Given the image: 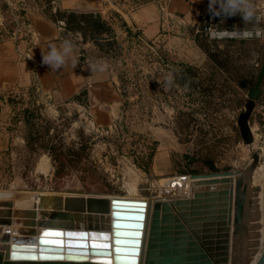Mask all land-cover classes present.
Returning <instances> with one entry per match:
<instances>
[{
  "label": "rangeland",
  "instance_id": "rangeland-1",
  "mask_svg": "<svg viewBox=\"0 0 264 264\" xmlns=\"http://www.w3.org/2000/svg\"><path fill=\"white\" fill-rule=\"evenodd\" d=\"M58 3L0 0V39L14 34L30 8H39L63 22L57 15L64 11ZM256 3L264 10V0ZM139 4L133 0L130 7L135 9ZM202 13L199 22L179 33L146 40L132 33L114 14H100L112 26V32L104 35L113 40L111 46L93 42L82 33L63 30L76 45L86 46L90 60L107 61L120 89L119 119L112 128L98 130L89 126L87 113L53 105L35 91L0 97V201L9 197L14 201V194L29 191L46 195L77 191L106 197H164L192 174L246 169L256 153L260 160L249 182L247 234L235 247L244 264H252V252L259 256L262 249L258 245V206L264 78L260 97L248 119L251 145L244 143L237 126L247 100V89L238 83L257 77L264 60V38L217 35V30H244L246 25L240 15L217 17L208 8ZM195 36L210 45L218 66L200 49ZM169 72L174 74L175 84L166 88L163 78ZM159 125L172 130L179 146L177 151H167L170 169L162 177L152 169L159 141L150 129ZM81 145L84 150L80 160L67 156L68 149L77 152ZM27 222L18 217L23 229L29 228L24 224ZM5 227L0 226V233L7 230ZM12 229L13 226L9 231Z\"/></svg>",
  "mask_w": 264,
  "mask_h": 264
},
{
  "label": "water",
  "instance_id": "water-1",
  "mask_svg": "<svg viewBox=\"0 0 264 264\" xmlns=\"http://www.w3.org/2000/svg\"><path fill=\"white\" fill-rule=\"evenodd\" d=\"M263 78L264 60L254 85L247 92L244 110L237 118L240 136L247 145L253 142L248 119L260 97ZM259 160V155L253 153L252 162L246 169L190 175L191 180L212 179L206 184L223 186L196 191L184 198L155 197L147 201L118 196L107 198L77 191H68L64 197H38L17 192L14 201L11 197L0 201V226H18L12 233H0V264H97L104 258L118 261L122 257L116 255V249L120 247L117 241L135 244V264H244L243 258L236 255L235 247L247 234L245 214L249 180ZM262 162L263 240L261 252L252 264H264V142ZM21 209L28 210L30 229L25 236L16 237L22 233L17 225ZM118 215L122 218L118 219ZM117 224L130 227L117 228ZM45 231L89 237L108 235L113 238L109 243L113 244L114 250L95 252L90 248L30 247L38 243ZM63 239L68 242L69 238L66 235ZM14 251L28 257L44 258L13 260Z\"/></svg>",
  "mask_w": 264,
  "mask_h": 264
},
{
  "label": "crops",
  "instance_id": "crops-1",
  "mask_svg": "<svg viewBox=\"0 0 264 264\" xmlns=\"http://www.w3.org/2000/svg\"><path fill=\"white\" fill-rule=\"evenodd\" d=\"M56 1L64 11L97 12L102 16L114 14L132 33L145 40L166 37L169 33H179L189 25H195L208 8V0H138L140 4L135 9L130 7L133 0ZM163 4L166 8L161 11L160 5ZM22 22L23 31L19 36L0 39V97L7 93L37 91L45 99L48 96L46 100L53 105L70 106L90 113L98 130L115 126L122 99L113 73L107 69L93 74L90 65L95 61L88 57L86 46L79 45H76L74 53L75 67L69 62L65 67L52 70L42 63V52L47 51L50 43L64 39V31L57 24L64 26V23L53 20L39 8L27 9ZM150 130L159 141L152 159L153 172L166 176L170 169L167 151H177L179 146L171 129L159 125ZM165 138L170 141L165 142Z\"/></svg>",
  "mask_w": 264,
  "mask_h": 264
},
{
  "label": "clouds",
  "instance_id": "clouds-1",
  "mask_svg": "<svg viewBox=\"0 0 264 264\" xmlns=\"http://www.w3.org/2000/svg\"><path fill=\"white\" fill-rule=\"evenodd\" d=\"M208 11L217 17L228 18L240 15L246 25L244 30L235 28L232 31L217 30V35L239 39L264 38V27L260 26L264 24V10L260 8L256 0H209ZM76 47V43L70 37L61 40L59 43H50L47 51L42 52V63L48 65L52 70L65 67L69 62L75 67L74 53ZM108 67L106 60H98L90 65L93 74L103 73ZM163 79L166 88L174 86L175 79L172 72L165 74Z\"/></svg>",
  "mask_w": 264,
  "mask_h": 264
},
{
  "label": "snow or ice",
  "instance_id": "snow-or-ice-1",
  "mask_svg": "<svg viewBox=\"0 0 264 264\" xmlns=\"http://www.w3.org/2000/svg\"><path fill=\"white\" fill-rule=\"evenodd\" d=\"M118 219H121L118 215ZM138 219V217H136ZM117 228L130 227L129 225H121L117 224ZM68 236V242H66L63 237ZM124 235H127L125 233ZM113 238L108 235L100 234L95 237H89L87 235L78 236L76 234H65L62 232H53V231H45L38 238V243L32 245L30 247H39L44 246L47 248L54 249H91L95 252H111L114 250L113 244L109 243ZM91 240L92 243H88ZM120 247L116 249V255L122 257V259L118 261H113L110 258H104L99 260L97 264H135V244H129L127 241H117L116 242ZM23 249V246H19ZM44 257H28L21 254H18L16 251L13 252L12 259L13 260H24V259H37ZM62 258V257H61Z\"/></svg>",
  "mask_w": 264,
  "mask_h": 264
},
{
  "label": "trees",
  "instance_id": "trees-1",
  "mask_svg": "<svg viewBox=\"0 0 264 264\" xmlns=\"http://www.w3.org/2000/svg\"><path fill=\"white\" fill-rule=\"evenodd\" d=\"M57 15L58 17L63 19L64 26H62V28L64 31L65 30L67 32L76 31L82 33V36L87 35V37L91 41L96 43L104 42L107 44V46H111L113 44L112 43L113 40L110 41L111 39L110 37L105 38L104 36L105 33L112 32V26L107 21H105L99 14L79 13L73 11H62V12L59 11ZM199 27L202 29L206 28V26L201 27L200 25ZM65 38L66 36L64 34V39ZM195 40L197 41V45L200 47V49L209 57L211 61L215 63V65L218 66V61L215 57V53L211 49L210 45L206 43L205 40L199 39L197 36H195ZM256 78L255 79L244 78L240 80L238 84L241 88L247 89L248 92V90L254 85ZM83 150H84L83 145H81L80 149H78L77 152L68 149L67 156L71 157V159L74 161H78L83 156Z\"/></svg>",
  "mask_w": 264,
  "mask_h": 264
},
{
  "label": "bare ground",
  "instance_id": "bare-ground-1",
  "mask_svg": "<svg viewBox=\"0 0 264 264\" xmlns=\"http://www.w3.org/2000/svg\"><path fill=\"white\" fill-rule=\"evenodd\" d=\"M261 148V147H260ZM261 150H263V147L261 148ZM262 157V156H261ZM260 169H261V171H262V176H261V180L262 181H260L261 183V188H260V200H259V206H258V210H259V228H260V234H259V240H258V245L259 246H261L262 245V240H263V165H260V167H259ZM259 169V170H260ZM251 177H252V175H251ZM219 180L220 179H222V178H218ZM231 179H233V178H231ZM177 180V179H176ZM180 180V179H179ZM184 180V179H183ZM250 180H251V178H250ZM250 180H249V182H250ZM211 181H212V179H198V180H191L190 178L189 179H185L184 181H183V184L181 185L180 183L179 184H175L174 185V187H173V189H172V193H171V195H169V196H166V195H164V197H156V198H161V199H171V198H184V197H189V196H191V194L193 193V192H196V191H203V190H213V189H219V188H221L223 185H213V184H206V183H211ZM179 182H181V181H179ZM177 183H178V181H177ZM182 183V182H181ZM29 192H31V193H27V192H22V193H26V194H36V192H34V191H29ZM19 193H21V192H19ZM45 192H38V194H36L38 197L39 196H42V197H51V196H53V195H50V194H44ZM57 195H59V196H62V197H64V196H67L68 194H57ZM258 195H259V193H258ZM3 197H5V196H3ZM13 197V196H12ZM106 197V196H105ZM10 198V197H9ZM107 198H112V197H107ZM123 198H126V199H130V200H153V199H155V198H149V199H140V198H137V197H123ZM248 205V204H247ZM21 211V213H20V217H22V218H24V219H26L28 222H29V220H28V218H27V212L26 211H28L27 209H21L20 210ZM246 217V216H245ZM12 220H14V219H12ZM27 222V223H28ZM147 221H146V219H145V223H146ZM27 223H24L25 224V226L26 225H28ZM17 225H19V224H17ZM16 227H18V226H15V225H13V228L15 229ZM7 228V230H5V232L6 231H9L10 230V227H5L4 229H6ZM22 230V233L20 232L19 234H17V235H15L16 237H23V236H25V233L28 231L27 229H30V227L29 228H25V229H23L22 227H20ZM232 228V227H231ZM259 230V229H258ZM10 233H12L13 232V229H12V231H9ZM259 249V248H258ZM257 252V251H256ZM254 253V254H253ZM252 254H253V257L251 258L252 260H250V262L251 263H254L255 261H256V257H258V254L257 253H255L254 251L252 252ZM249 263V262H248Z\"/></svg>",
  "mask_w": 264,
  "mask_h": 264
},
{
  "label": "built area",
  "instance_id": "built-area-1",
  "mask_svg": "<svg viewBox=\"0 0 264 264\" xmlns=\"http://www.w3.org/2000/svg\"><path fill=\"white\" fill-rule=\"evenodd\" d=\"M165 8L166 7H165L164 4L163 5H160V10L161 11H163ZM58 26L61 27V29H62V26H61V24L59 22H58ZM22 31H23V22H21V24L18 26L17 30H15V32H14V34L12 36H14V37L19 36L22 33ZM48 98L49 97L46 96V99H48ZM87 119H89V121H88L89 126L93 128L94 127V123L92 122L90 113H87Z\"/></svg>",
  "mask_w": 264,
  "mask_h": 264
}]
</instances>
